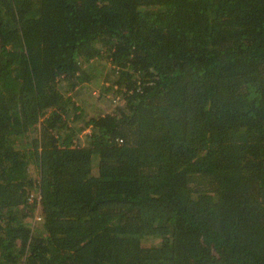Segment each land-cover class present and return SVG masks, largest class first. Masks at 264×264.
<instances>
[{"label":"trees","instance_id":"obj_1","mask_svg":"<svg viewBox=\"0 0 264 264\" xmlns=\"http://www.w3.org/2000/svg\"><path fill=\"white\" fill-rule=\"evenodd\" d=\"M0 264H264V0H0Z\"/></svg>","mask_w":264,"mask_h":264},{"label":"rangeland","instance_id":"obj_2","mask_svg":"<svg viewBox=\"0 0 264 264\" xmlns=\"http://www.w3.org/2000/svg\"><path fill=\"white\" fill-rule=\"evenodd\" d=\"M107 72L108 71L104 72V78L102 81L92 84L87 83L83 86L77 87L74 91L69 93L76 103L85 109V111L88 113V116L95 115L97 112L103 113L110 111L113 107L112 104H115L118 100V96L113 92V89H111V91H105L103 89L104 84L108 86V82L103 83V81H108L112 78H105V76L108 75L106 74ZM37 195L38 193L35 191L34 196L37 197ZM150 242V240L145 241L146 244H149Z\"/></svg>","mask_w":264,"mask_h":264}]
</instances>
